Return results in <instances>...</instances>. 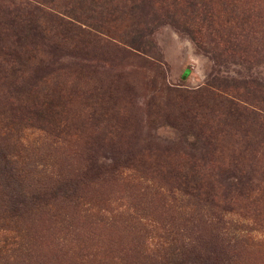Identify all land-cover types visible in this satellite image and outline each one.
Segmentation results:
<instances>
[{"label":"rangeland","instance_id":"1","mask_svg":"<svg viewBox=\"0 0 264 264\" xmlns=\"http://www.w3.org/2000/svg\"><path fill=\"white\" fill-rule=\"evenodd\" d=\"M121 6L0 0L32 264H264V0Z\"/></svg>","mask_w":264,"mask_h":264},{"label":"trees","instance_id":"2","mask_svg":"<svg viewBox=\"0 0 264 264\" xmlns=\"http://www.w3.org/2000/svg\"><path fill=\"white\" fill-rule=\"evenodd\" d=\"M141 1L123 0V6L121 7L126 9V11L122 10L123 13L134 15ZM113 11L114 7L110 10L107 9L105 12L111 15ZM83 25L87 27L86 24ZM252 115L253 117L264 119V117L256 113H252ZM7 139V137L0 139V264H32V254L27 251L26 237L24 234H20L21 230L15 225L27 210L25 209V205L22 204L24 203L23 201L21 203H13V197L6 189L8 188V181H13L15 177V169L12 162L10 160L7 161V159L5 160L7 153L4 154L2 150L8 146ZM244 230L240 229L239 232H243ZM231 239L236 238L234 236ZM26 251L27 254H25Z\"/></svg>","mask_w":264,"mask_h":264}]
</instances>
